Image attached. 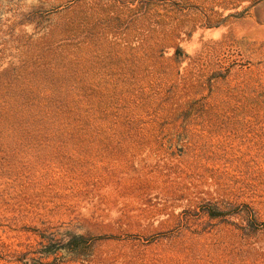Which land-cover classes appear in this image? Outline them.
Returning <instances> with one entry per match:
<instances>
[{
	"label": "rangeland",
	"instance_id": "rangeland-1",
	"mask_svg": "<svg viewBox=\"0 0 264 264\" xmlns=\"http://www.w3.org/2000/svg\"><path fill=\"white\" fill-rule=\"evenodd\" d=\"M0 264H264V0H0Z\"/></svg>",
	"mask_w": 264,
	"mask_h": 264
}]
</instances>
